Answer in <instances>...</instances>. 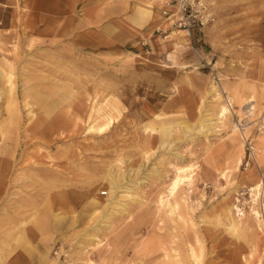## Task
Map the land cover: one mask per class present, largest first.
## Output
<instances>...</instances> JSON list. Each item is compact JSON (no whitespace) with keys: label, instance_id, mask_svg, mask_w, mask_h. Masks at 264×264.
Wrapping results in <instances>:
<instances>
[{"label":"rangeland","instance_id":"obj_1","mask_svg":"<svg viewBox=\"0 0 264 264\" xmlns=\"http://www.w3.org/2000/svg\"><path fill=\"white\" fill-rule=\"evenodd\" d=\"M201 2L187 30L172 0H0V264H264V0Z\"/></svg>","mask_w":264,"mask_h":264},{"label":"bare ground","instance_id":"obj_2","mask_svg":"<svg viewBox=\"0 0 264 264\" xmlns=\"http://www.w3.org/2000/svg\"><path fill=\"white\" fill-rule=\"evenodd\" d=\"M173 5V4H172ZM32 29V28H31ZM31 31H33V29L31 30ZM180 31H182V32H184L185 30H180ZM180 34V33H179ZM16 40V39H15ZM32 40V39H31ZM19 42V41H18ZM4 44V43H3ZM9 44H11V43H9ZM29 45V44H28ZM4 46V45H3ZM17 47V46H16ZM2 48V47H1ZM5 48V47H4ZM13 48V47H12ZM14 49H16V48H14ZM15 51V50H14ZM9 61V60H8ZM7 61V62H8ZM10 63H12V62H10ZM13 64V63H12ZM11 66V65H10ZM11 73V72H10ZM4 74L5 73H3V72H1L0 71V76H4ZM28 91H35V89H27ZM6 91L9 93V96H10V98H13V96H15V90H14V84L12 83V81L9 79L8 80V82H7V87H6ZM3 91H1V93H2ZM1 93H0V96H1ZM213 93H215V95H214V97L218 100V99H220L221 97H222V94H221V92L219 91H217V88H213ZM3 95V94H2ZM27 97H29L28 95L26 96V99H25V106H27L26 108H28V112L29 113H27V115L29 114L30 115V113H32L30 116L28 115V117H30V119H32V117L34 116L33 114V110H34V108H33V102H32V100L30 99V97H29V99L27 98ZM38 99V103H39V110L42 112V113H45V114H47V113H49L50 111H51V109H53L54 107H55V105H56V102H49V101H44V98L43 99H41L40 97H38L37 98ZM68 100V99H67ZM58 103H60V102H58ZM67 103V102H66ZM251 109H253V104H249L248 105V111L249 110H251ZM35 110H36V108H35ZM217 117H219L220 119H222V118H225L226 117V115L228 114V113H230V109L227 107V105L226 104H221L220 106H219V109H218V111H217ZM8 114H9V112H8ZM43 115V114H42ZM51 115V114H50ZM87 115H89V113L87 114ZM36 116V115H35ZM44 116V115H43ZM1 119V118H0ZM9 119V118H8ZM31 121V120H30ZM205 122V121H204ZM202 124V126L204 125V123H201ZM202 126H199V128L200 127H202ZM205 127V126H204ZM203 128V127H202ZM201 128V129H202ZM92 129V126L90 125V126H88V130L90 131ZM205 129V128H204ZM87 130V131H88ZM5 131H7V128H6V130ZM0 133H2L1 132V128H0ZM5 146V145H4ZM6 147V146H5ZM7 155V154H6ZM53 167V166H52ZM135 171V170H134ZM114 172V171H113ZM120 174V173H119ZM130 174V173H129ZM122 176V175H121ZM119 178H120V176H119ZM113 179H115V178H112V183L114 184H112V186L110 187V186H108V188L110 187V192L113 194L114 192H116V190L115 189H113V187H116L115 186V182H117L116 180L114 181ZM117 179V178H116ZM123 179V178H122ZM192 179H193V169L192 168H190V167H188V166H186V167H179V168H177V171H176V175L174 176V178L172 179V182L170 183V188H169V195L170 196H173L174 195V193H175V190H176V188L178 187V185L180 184V183H183V182H185V181H187L189 184L191 183V181H192ZM252 190L254 189L255 190V193H253V195H254V198H253V200L255 201L259 196H260V194H261V192H260V188H261V184H259V182L258 183H256V184H254L252 187H250ZM128 189V188H127ZM262 189H264V188H262ZM125 190V189H124ZM128 190H130V189H128ZM126 194V193H125ZM125 194H120L121 196H123V195H125ZM58 196H59V198H60V202L62 203V205H61V207H63V206H66V200H67V198H66V194H65V192H61V193H59L58 194ZM127 196V195H126ZM124 197V196H123ZM161 200V203H163V199L161 198L160 199ZM167 200V199H166ZM165 200V201H166ZM175 200V199H174ZM95 201H97V197L95 198ZM174 202V201H173ZM172 202V203H173ZM262 202H264V201H262ZM160 203V202H159ZM169 203L170 204V206L171 207H173V208H175V206L177 207V205H175V203ZM98 204V202H95L94 203V205L93 206H96ZM177 204V203H176ZM263 206H262V208H263V213H264V203L262 204ZM122 207V206H121ZM123 208V207H122ZM223 208V207H222ZM257 208V207H256ZM55 209V205H54V203H51L50 205H48V207H47V212L49 213V212H52L53 210ZM230 210H231V208H228L227 209V211H226V217H227V219H228V221H229V226L231 227V228H233V230L232 231H234V229H236V228H238L239 227V221H238V219H235L231 214H230ZM253 212L252 213H254L255 215H256V217H258L259 215H260V212L258 211V210H252ZM46 212V213H47ZM46 213H44L43 214V217L41 218V220H40V225H43L44 223H45V220L47 219V217L49 216L48 214L46 215ZM59 213V212H58ZM66 213V212H65ZM264 215V214H263ZM32 217H33V215H31ZM30 216V217H31ZM31 217V218H32ZM226 219V218H225ZM259 220V219H258ZM26 221V220H25ZM225 225V224H224ZM20 227V226H19ZM229 227V228H230ZM18 228V227H17ZM227 230H229L228 229V227H227ZM11 235V234H10ZM9 235V236H10ZM8 236V237H9ZM54 236V235H53ZM91 238V237H90ZM93 238V237H92ZM15 239H16V237H15ZM15 239L13 240V242H15ZM24 239V238H23ZM29 239V238H28ZM96 239V238H95ZM12 240V239H11ZM91 240V239H90ZM92 241V240H91ZM90 241V242H91ZM4 242V241H3ZM2 242V243H3ZM1 243V242H0ZM1 243V244H2ZM101 243V242H100ZM100 243H98V244H100ZM97 244V245H98ZM94 246V245H93ZM95 247V246H94ZM22 250V249H21ZM191 256H193V258H194V261L195 262H197L198 264H201V262H200V260H201V254H195V252L192 250V255ZM45 257V255L43 256V258ZM5 258H3V254L1 253V251H0V263H3V262H5ZM17 261V259H13V260H11V261H8L9 262V264L10 263H15ZM31 261V260H30ZM259 261V260H258ZM177 262H179L178 260H177ZM49 263H50V261H49Z\"/></svg>","mask_w":264,"mask_h":264},{"label":"built area","instance_id":"obj_3","mask_svg":"<svg viewBox=\"0 0 264 264\" xmlns=\"http://www.w3.org/2000/svg\"><path fill=\"white\" fill-rule=\"evenodd\" d=\"M176 3L178 8L179 16L176 19V22L179 27L186 28L190 30L194 27H200L204 25V23L208 20L207 14H205V5L201 2V0H172ZM207 16V17H206ZM226 105L229 107L230 111L233 109V103L228 97V95H224ZM252 109L248 111V107H246L244 112V117L237 118V126L242 131L246 125H248L249 117L251 116ZM261 124L260 128H264V103H263V115L261 116ZM252 149V147H250ZM252 153V152H251ZM250 153L248 154L247 164H250L251 160H254L253 155ZM262 188L264 187V177L260 180ZM252 189L250 188V191ZM242 194V193H241ZM240 197H236V204L234 205V210L237 214L242 215L244 213L242 200Z\"/></svg>","mask_w":264,"mask_h":264}]
</instances>
